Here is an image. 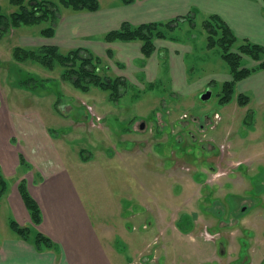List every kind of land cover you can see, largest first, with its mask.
Listing matches in <instances>:
<instances>
[{
    "label": "rangeland",
    "instance_id": "rangeland-1",
    "mask_svg": "<svg viewBox=\"0 0 264 264\" xmlns=\"http://www.w3.org/2000/svg\"><path fill=\"white\" fill-rule=\"evenodd\" d=\"M97 1L101 7L110 3ZM16 9L0 0L2 14ZM48 26L0 31L1 101L16 128L23 123L21 116L32 118L35 137H49L45 150L63 161L77 189L88 195L83 200L91 220L109 226L111 243L125 250V241L139 243L144 235L160 249V264H264V105L237 90L238 83L264 70L234 84L231 101L221 105L222 86L232 80L230 69L218 46L207 47V32L196 23L168 34L188 43L185 78L199 88L182 96L173 93L165 72L153 83L133 74L113 101L98 87L75 88L62 78V65L48 69L33 59L16 60V47H50L42 45L41 31ZM236 38L239 44H256ZM230 51L237 53V45ZM240 58L246 69L264 61ZM116 73L99 74L126 77ZM207 91L210 97L202 100ZM15 133L14 143L19 141ZM20 162L26 164L22 156ZM7 189L5 181L0 198ZM5 210L0 204V231ZM120 224L130 234L118 229ZM34 234L30 230L29 238Z\"/></svg>",
    "mask_w": 264,
    "mask_h": 264
},
{
    "label": "crops",
    "instance_id": "crops-1",
    "mask_svg": "<svg viewBox=\"0 0 264 264\" xmlns=\"http://www.w3.org/2000/svg\"><path fill=\"white\" fill-rule=\"evenodd\" d=\"M109 2L103 7L99 5L94 12L62 7L63 10L58 12L54 35L42 36V45L57 47L61 52L73 49L88 52L100 58L109 72H118L117 75L122 72L121 76H126L125 81L129 77L134 79L133 74H137L140 81L153 83L160 71L165 72L171 80L173 93L182 96H188L191 89L199 87L194 82L189 84L185 78L183 55L191 52L186 45L188 43L170 36L168 32L184 30L187 25L193 28L196 23L203 25L215 15L239 38L264 45V0H134L129 5L121 0ZM171 21L175 22L169 29L163 28L166 37L153 40L155 51L149 58L143 57L139 41L104 40L108 32L118 30L123 23L136 27ZM108 51L112 58H108ZM204 87L202 84L200 88ZM237 90L252 96L256 104L264 105V72H257L238 83ZM259 95H263L261 100ZM1 99L0 169L8 189L0 198V204L7 212L0 231V264H129L136 260H130V257L141 254L151 261H160V249L156 244L148 243L144 235L138 238L139 243L125 241V250L111 243L109 226H98L91 220L83 200V195L86 198L88 195L77 189L63 161L45 150L48 146L44 144L50 143L49 137L45 133H38L41 140L35 137L32 118L30 121L21 116L19 121L23 123L16 128L13 116L9 109L4 108ZM13 129L19 141L22 137L20 143H14ZM20 156L28 165H21ZM28 167L36 169L35 173L33 169L27 172ZM23 179L41 211L39 225L33 224L20 195L19 184ZM11 220L19 226H28L35 234L46 236L53 242L54 248L38 251L33 242L34 236L27 241L18 238L9 227ZM117 228L126 231L122 224ZM126 233L130 234L129 231Z\"/></svg>",
    "mask_w": 264,
    "mask_h": 264
},
{
    "label": "trees",
    "instance_id": "trees-1",
    "mask_svg": "<svg viewBox=\"0 0 264 264\" xmlns=\"http://www.w3.org/2000/svg\"><path fill=\"white\" fill-rule=\"evenodd\" d=\"M121 1L126 5L134 2V0ZM9 2L17 9L10 15H4L0 11V31L4 28L7 29L9 26L19 28L48 22L50 26L41 31L44 37H52L54 35V25L57 22L60 6L75 11L86 10L90 12H94L99 8L97 0H9ZM173 22L175 21L166 24L149 23L136 27L128 23H123L118 30L108 32L104 36V40L106 42L139 41L141 42L143 57L149 58L155 51L153 40L155 38H165L163 28L169 29L170 24ZM203 27L208 35L207 47L212 49L218 46L221 49L223 60L228 64L230 69L232 80L223 84V96L220 99V104L226 105L231 101L234 84L247 78L256 71L264 70V61L255 68H242L240 55H245L254 61H259L264 58V48L247 41H242V44H239V40L218 16H210L203 22ZM236 45L238 47V54L230 51ZM13 53L18 62L33 59L40 66L48 69H53L56 64L62 65L64 68L62 78L72 81L75 88L86 92L91 85L98 87L103 91L109 92L110 98L113 101L119 98L121 95L119 89L125 85V80H121L120 78L110 79L109 76L104 74L100 75V72L108 71L107 66L101 65L100 58L80 49H73L63 53L54 46L41 47L37 50H23L20 47H16ZM107 56L108 58H112L110 51L107 52ZM244 103L245 101H241V104ZM3 192H5V179L0 173V196L4 194ZM19 192L31 215L33 224L39 225L41 223V211L37 203L30 196L25 180L20 181ZM9 227L18 238L24 241L29 240L28 235L30 234V230L28 228L19 226L13 220L9 222ZM33 242L39 250L54 247L53 242L41 233L34 235Z\"/></svg>",
    "mask_w": 264,
    "mask_h": 264
},
{
    "label": "flooded vegetation",
    "instance_id": "flooded-vegetation-1",
    "mask_svg": "<svg viewBox=\"0 0 264 264\" xmlns=\"http://www.w3.org/2000/svg\"><path fill=\"white\" fill-rule=\"evenodd\" d=\"M142 124V123H141ZM142 127H140V129L144 128V123L141 125ZM176 141L178 142V140L176 139ZM180 143V142H179ZM84 155V154H83ZM238 162H232V165H236ZM144 227H146V225H144ZM155 245V244H154ZM224 247V246H223ZM236 262V261H235ZM233 262V263H235ZM129 264H160V261L157 259V261H151L150 259L144 257L143 254H141L139 256L138 259H136L135 261H130Z\"/></svg>",
    "mask_w": 264,
    "mask_h": 264
},
{
    "label": "water",
    "instance_id": "water-1",
    "mask_svg": "<svg viewBox=\"0 0 264 264\" xmlns=\"http://www.w3.org/2000/svg\"><path fill=\"white\" fill-rule=\"evenodd\" d=\"M211 93L210 92H205L204 94L201 95L202 100H206L210 97Z\"/></svg>",
    "mask_w": 264,
    "mask_h": 264
}]
</instances>
